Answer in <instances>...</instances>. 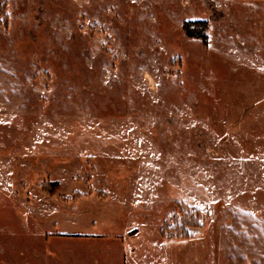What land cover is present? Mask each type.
<instances>
[{
	"label": "rangeland",
	"instance_id": "rangeland-1",
	"mask_svg": "<svg viewBox=\"0 0 264 264\" xmlns=\"http://www.w3.org/2000/svg\"><path fill=\"white\" fill-rule=\"evenodd\" d=\"M0 264H264V0H0Z\"/></svg>",
	"mask_w": 264,
	"mask_h": 264
},
{
	"label": "trees",
	"instance_id": "trees-1",
	"mask_svg": "<svg viewBox=\"0 0 264 264\" xmlns=\"http://www.w3.org/2000/svg\"><path fill=\"white\" fill-rule=\"evenodd\" d=\"M206 30V21H188L184 24V31L189 37L201 38L204 43L208 41Z\"/></svg>",
	"mask_w": 264,
	"mask_h": 264
}]
</instances>
